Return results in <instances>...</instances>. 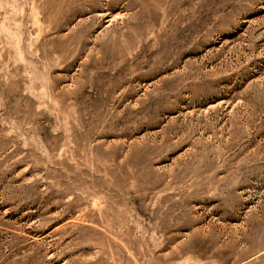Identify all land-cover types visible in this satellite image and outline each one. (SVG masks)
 Returning <instances> with one entry per match:
<instances>
[{
    "label": "rangeland",
    "instance_id": "374dc122",
    "mask_svg": "<svg viewBox=\"0 0 264 264\" xmlns=\"http://www.w3.org/2000/svg\"><path fill=\"white\" fill-rule=\"evenodd\" d=\"M0 264H264V0H0Z\"/></svg>",
    "mask_w": 264,
    "mask_h": 264
},
{
    "label": "bare ground",
    "instance_id": "6f19581e",
    "mask_svg": "<svg viewBox=\"0 0 264 264\" xmlns=\"http://www.w3.org/2000/svg\"><path fill=\"white\" fill-rule=\"evenodd\" d=\"M154 5V4H153ZM155 7V6H154Z\"/></svg>",
    "mask_w": 264,
    "mask_h": 264
}]
</instances>
